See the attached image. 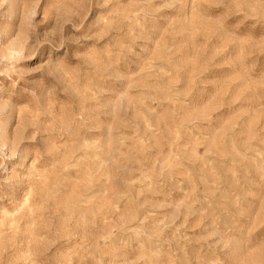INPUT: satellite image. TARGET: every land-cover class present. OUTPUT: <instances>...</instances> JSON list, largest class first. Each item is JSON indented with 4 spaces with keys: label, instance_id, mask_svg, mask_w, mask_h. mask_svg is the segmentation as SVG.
I'll use <instances>...</instances> for the list:
<instances>
[{
    "label": "rangeland",
    "instance_id": "obj_1",
    "mask_svg": "<svg viewBox=\"0 0 264 264\" xmlns=\"http://www.w3.org/2000/svg\"><path fill=\"white\" fill-rule=\"evenodd\" d=\"M0 264H264V0H0Z\"/></svg>",
    "mask_w": 264,
    "mask_h": 264
}]
</instances>
